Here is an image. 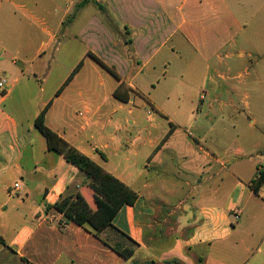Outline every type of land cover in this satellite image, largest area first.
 I'll return each instance as SVG.
<instances>
[{
    "label": "crops",
    "instance_id": "0c3cea01",
    "mask_svg": "<svg viewBox=\"0 0 264 264\" xmlns=\"http://www.w3.org/2000/svg\"><path fill=\"white\" fill-rule=\"evenodd\" d=\"M82 1L0 0V264H264V186L251 187L264 171V0ZM28 41L33 69L18 56ZM89 53L121 82L100 81ZM136 104L152 109L148 127ZM47 106L48 128L136 192L134 205L48 149L34 124ZM73 193L117 210L131 259L108 230L63 223L55 205Z\"/></svg>",
    "mask_w": 264,
    "mask_h": 264
},
{
    "label": "trees",
    "instance_id": "16d2710c",
    "mask_svg": "<svg viewBox=\"0 0 264 264\" xmlns=\"http://www.w3.org/2000/svg\"><path fill=\"white\" fill-rule=\"evenodd\" d=\"M90 2H94L102 11H104L103 5L97 0H83L78 5V8H81ZM88 55L117 81L121 82V77L113 68L107 66L94 54L89 53ZM82 65L83 62L78 64V66L73 70L67 79L66 84L73 79ZM124 91V83H122L114 92V96L120 101L126 103L129 101V96ZM48 109L49 106L45 107L37 116L34 123L38 131L46 138L48 149L64 155L71 164L83 171L89 179H92L98 183L100 188L106 192L110 199H113L118 204L134 205L138 198V194L136 192H134L114 176L106 173L90 158L80 153L76 148L68 144L66 141L60 138L58 134L48 128L45 123V115ZM263 186L264 171L259 170L258 176L251 182V187L256 194H259L260 189ZM96 202L98 208L96 211H92L87 200L81 194L73 193L63 197L55 205V209L64 215V224H69L71 222L76 223L77 225L92 232L98 238L101 237V234L105 230L114 233L121 241H119L117 244H111L109 238H106V243L109 244V246H111L113 250L121 257L127 260L131 259L134 255V242L113 226V220L117 215V210L98 196L96 197Z\"/></svg>",
    "mask_w": 264,
    "mask_h": 264
},
{
    "label": "rangeland",
    "instance_id": "374dc122",
    "mask_svg": "<svg viewBox=\"0 0 264 264\" xmlns=\"http://www.w3.org/2000/svg\"><path fill=\"white\" fill-rule=\"evenodd\" d=\"M5 44H7L9 47H11V48H13L15 50H17V48L20 45V43H18V42H6ZM34 44H36V43H34V41H28V42L22 43V45L19 48L21 53H19V55H18L20 57L19 60H29L30 62L32 61V64H31V67H30L31 69L34 68ZM120 50H122V49L120 48ZM80 53L81 54L79 55V57L83 58L82 57L83 52L80 51ZM75 57L76 56H63V57H61V59H62L63 63H65L67 65H70L75 60ZM86 62H87V65L90 63L89 60L86 61ZM37 65H39V62H37L35 66H37ZM87 65H86V67H87V71H88L89 70V66H87ZM98 68H99V71H100L101 75H97V78L100 81H103L106 84H111V83L115 82L113 77H111L110 74L107 73V71H105L104 69H102L99 66H98ZM62 72H63V68L61 67L58 71H56L53 74L52 81L56 82V81L60 80ZM88 73H89V71L87 72V74ZM1 76L2 75L0 73V77ZM149 111H151V114L149 113ZM152 115H153V111H152L151 108L144 107L142 104H136L135 105L133 118L136 119L137 124H141L140 128L145 127V126L148 127V124H147L146 121H151L150 116H152ZM134 128L137 130L138 126H134ZM106 237L109 238V241H111L112 244H117L119 241H121L112 232H108V235Z\"/></svg>",
    "mask_w": 264,
    "mask_h": 264
},
{
    "label": "built area",
    "instance_id": "2783aa9c",
    "mask_svg": "<svg viewBox=\"0 0 264 264\" xmlns=\"http://www.w3.org/2000/svg\"><path fill=\"white\" fill-rule=\"evenodd\" d=\"M6 86V80H0V90H4V87ZM149 113L151 114V111H149ZM15 189L19 190L20 189V184L17 183L15 184Z\"/></svg>",
    "mask_w": 264,
    "mask_h": 264
}]
</instances>
